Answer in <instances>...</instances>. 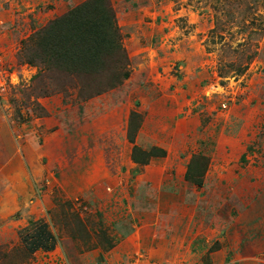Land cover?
Masks as SVG:
<instances>
[{
    "label": "rangeland",
    "instance_id": "obj_1",
    "mask_svg": "<svg viewBox=\"0 0 264 264\" xmlns=\"http://www.w3.org/2000/svg\"><path fill=\"white\" fill-rule=\"evenodd\" d=\"M85 1L0 0V264H264V0H108L124 53L44 62Z\"/></svg>",
    "mask_w": 264,
    "mask_h": 264
},
{
    "label": "trees",
    "instance_id": "obj_2",
    "mask_svg": "<svg viewBox=\"0 0 264 264\" xmlns=\"http://www.w3.org/2000/svg\"><path fill=\"white\" fill-rule=\"evenodd\" d=\"M36 38L44 62L72 73L96 74L110 56L125 52L108 0H86L40 29Z\"/></svg>",
    "mask_w": 264,
    "mask_h": 264
},
{
    "label": "crops",
    "instance_id": "obj_3",
    "mask_svg": "<svg viewBox=\"0 0 264 264\" xmlns=\"http://www.w3.org/2000/svg\"><path fill=\"white\" fill-rule=\"evenodd\" d=\"M0 155L6 156L5 161L3 163H0V182L2 184L0 185V221H3L6 218V215L4 213V205H3V199L5 196L4 194V184L8 185V181L10 177L14 178L11 170L10 163L8 161L9 154L6 155L3 148H0ZM21 168L23 170V175L17 174V178H19L21 181L25 182V172L24 168L21 165L16 164V170ZM13 173H15L13 171ZM24 188H20L19 191H22ZM18 196L16 195V201L18 202ZM21 205V204H20ZM25 229H27L30 233V235L27 234V230H25V240L28 243V247L26 248L28 251H30L34 255L39 254H47L51 252L52 250L56 252L58 250V245L56 243V238L52 232V230L47 226V224H42L39 222V224L33 223L32 225L27 226ZM31 236V237H30ZM31 238V239H30ZM30 241V242H29ZM23 242V241H22Z\"/></svg>",
    "mask_w": 264,
    "mask_h": 264
},
{
    "label": "built area",
    "instance_id": "obj_4",
    "mask_svg": "<svg viewBox=\"0 0 264 264\" xmlns=\"http://www.w3.org/2000/svg\"><path fill=\"white\" fill-rule=\"evenodd\" d=\"M29 235H30V233H29ZM31 237V236H30Z\"/></svg>",
    "mask_w": 264,
    "mask_h": 264
}]
</instances>
